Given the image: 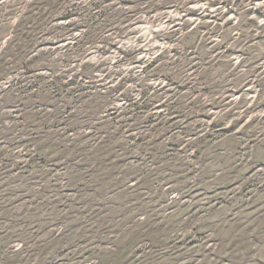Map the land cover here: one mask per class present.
I'll list each match as a JSON object with an SVG mask.
<instances>
[{
	"label": "rangeland",
	"instance_id": "374dc122",
	"mask_svg": "<svg viewBox=\"0 0 264 264\" xmlns=\"http://www.w3.org/2000/svg\"><path fill=\"white\" fill-rule=\"evenodd\" d=\"M0 264H264V0H0Z\"/></svg>",
	"mask_w": 264,
	"mask_h": 264
}]
</instances>
